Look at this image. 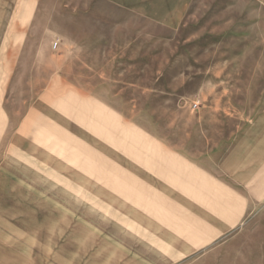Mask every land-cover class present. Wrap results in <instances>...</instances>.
I'll use <instances>...</instances> for the list:
<instances>
[{
    "label": "rangeland",
    "instance_id": "obj_1",
    "mask_svg": "<svg viewBox=\"0 0 264 264\" xmlns=\"http://www.w3.org/2000/svg\"><path fill=\"white\" fill-rule=\"evenodd\" d=\"M66 80L98 81L114 129L67 123ZM223 128L242 142L243 212L203 256L264 264V0H0V264H77L93 212L127 211L109 176Z\"/></svg>",
    "mask_w": 264,
    "mask_h": 264
},
{
    "label": "crops",
    "instance_id": "obj_2",
    "mask_svg": "<svg viewBox=\"0 0 264 264\" xmlns=\"http://www.w3.org/2000/svg\"><path fill=\"white\" fill-rule=\"evenodd\" d=\"M59 82L63 115L71 127L96 131L104 120L114 129L115 112L110 100L99 96L98 81L88 95L70 80ZM69 129L65 130L69 137L80 135ZM237 133L223 128V140L215 145L152 146L161 154L157 159L129 162L138 163L140 179L123 177L117 184L109 176V192L124 201L127 211L106 212V221L99 219L100 212H93V219L82 224V231L91 233L82 239L91 246L77 253V264H206L204 251L233 228L243 212L237 184L244 161ZM90 163L92 169L100 167L93 160ZM107 167L116 169L115 164Z\"/></svg>",
    "mask_w": 264,
    "mask_h": 264
},
{
    "label": "built area",
    "instance_id": "obj_3",
    "mask_svg": "<svg viewBox=\"0 0 264 264\" xmlns=\"http://www.w3.org/2000/svg\"><path fill=\"white\" fill-rule=\"evenodd\" d=\"M57 43H54V47H56Z\"/></svg>",
    "mask_w": 264,
    "mask_h": 264
}]
</instances>
